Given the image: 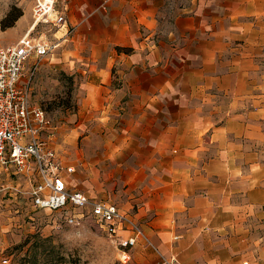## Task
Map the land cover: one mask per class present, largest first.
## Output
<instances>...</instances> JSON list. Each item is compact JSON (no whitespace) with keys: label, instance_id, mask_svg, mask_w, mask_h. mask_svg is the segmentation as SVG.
<instances>
[{"label":"crops","instance_id":"1","mask_svg":"<svg viewBox=\"0 0 264 264\" xmlns=\"http://www.w3.org/2000/svg\"><path fill=\"white\" fill-rule=\"evenodd\" d=\"M67 1L73 16L90 14L104 0ZM106 1L100 15L111 17L110 31L90 45L80 104L83 112L99 113L98 121L72 130L95 149L76 150L68 140V155H101L110 161L108 174L128 177L127 199L115 203L151 243L139 244L137 264H159L158 253L180 264H240L226 201L232 156L220 149L230 118L216 121L212 113L220 110L216 96L239 88L256 69L264 0ZM21 20L12 26L16 31ZM208 129L213 155H202ZM96 133L98 143L91 138Z\"/></svg>","mask_w":264,"mask_h":264},{"label":"rangeland","instance_id":"2","mask_svg":"<svg viewBox=\"0 0 264 264\" xmlns=\"http://www.w3.org/2000/svg\"><path fill=\"white\" fill-rule=\"evenodd\" d=\"M33 1L0 0V46L15 43L29 30ZM175 2L178 0H171ZM62 3L68 8V31L39 24L30 32V36L44 37L58 46L48 55L30 58L20 84L30 101L46 110L60 155L72 160L66 163L74 166V172L67 174L69 186L121 206L129 194L126 193L128 177L108 174L110 168L105 166L110 161L102 160L101 155H68L73 154L68 144L71 140L76 150L82 148L93 153L95 149L85 143L84 134L72 133V130L83 123L93 127L98 121L99 113L83 112L80 104L87 87L90 63L85 58L92 55L90 45L105 31H110L111 17L100 15L108 1H102L88 15L73 16L68 1L58 0V7ZM20 12L30 14L18 17L24 27L16 31L12 26ZM9 23L12 25L3 27ZM150 40L157 39L154 36ZM255 65L256 69L248 71L239 88L216 96L220 110L212 113L216 121L230 118L225 128L227 140L220 149L230 151L232 156L227 165L232 183L226 201L231 208L230 230L238 237L232 240V247L239 251L240 264H264V35ZM211 130L202 136V155H213ZM91 138L98 143L99 133L92 134ZM23 180V177H14L13 188L0 195V264H137L140 256L135 250L139 244L150 246L139 239L130 259L121 262L117 246L95 221L86 219L79 225H70L65 223L62 212L35 209L30 195L24 192L27 186ZM124 211L134 218L129 211ZM159 260L160 257L158 263Z\"/></svg>","mask_w":264,"mask_h":264},{"label":"built area","instance_id":"3","mask_svg":"<svg viewBox=\"0 0 264 264\" xmlns=\"http://www.w3.org/2000/svg\"><path fill=\"white\" fill-rule=\"evenodd\" d=\"M58 0H34L29 30L15 43L0 46V195L13 188V178L23 177L25 193L35 209L62 212L64 221L79 225L95 221L117 246L119 259L126 263L139 239L147 245L140 224L116 203L72 189L67 174L74 166L66 164L55 146L48 114L20 84L26 62L50 54L58 46L30 32L39 24L68 31L67 5ZM159 264H180L158 253Z\"/></svg>","mask_w":264,"mask_h":264},{"label":"trees","instance_id":"4","mask_svg":"<svg viewBox=\"0 0 264 264\" xmlns=\"http://www.w3.org/2000/svg\"><path fill=\"white\" fill-rule=\"evenodd\" d=\"M21 12L20 13H18L16 16H15V20L19 17V16H21ZM12 24L11 23H9V24H4L3 25V27H9V26H11ZM116 50L117 51H124V52H130L131 50H132V48H130V47H119V46H117L116 47Z\"/></svg>","mask_w":264,"mask_h":264}]
</instances>
